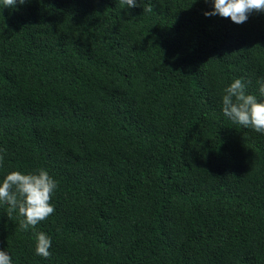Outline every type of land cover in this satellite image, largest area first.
Returning <instances> with one entry per match:
<instances>
[{
	"label": "trees",
	"instance_id": "obj_1",
	"mask_svg": "<svg viewBox=\"0 0 264 264\" xmlns=\"http://www.w3.org/2000/svg\"><path fill=\"white\" fill-rule=\"evenodd\" d=\"M212 10L0 0V181L43 168L58 185L35 231L0 202L12 264H264V134L222 111L237 78L264 99V12Z\"/></svg>",
	"mask_w": 264,
	"mask_h": 264
},
{
	"label": "clouds",
	"instance_id": "obj_2",
	"mask_svg": "<svg viewBox=\"0 0 264 264\" xmlns=\"http://www.w3.org/2000/svg\"><path fill=\"white\" fill-rule=\"evenodd\" d=\"M27 0H2L3 7L13 8L17 3L23 5ZM208 3L209 0H204ZM212 11L204 12L207 17L217 16L230 18L235 24L245 23L253 12H264V0H211ZM128 8H135L137 0H120ZM144 12H152L151 3L143 8ZM259 93L264 97V78L258 81ZM223 114L244 128H251L257 133L264 134V99L246 90L241 78L235 79L224 89L222 96ZM5 150L0 148V166L4 162ZM57 182L46 169L40 168L35 172L23 173L18 170L9 172L0 181V202L8 205L7 215L12 216L18 211L22 217L19 228L22 231L32 229L55 212L50 202ZM51 237L44 232H35V253L45 259L51 256ZM0 264H12L11 256L0 250Z\"/></svg>",
	"mask_w": 264,
	"mask_h": 264
}]
</instances>
